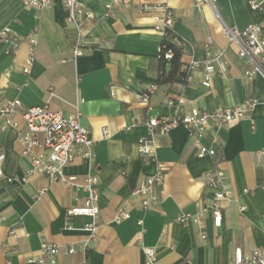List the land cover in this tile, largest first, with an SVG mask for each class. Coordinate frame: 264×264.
Returning a JSON list of instances; mask_svg holds the SVG:
<instances>
[{
  "label": "crops",
  "instance_id": "1",
  "mask_svg": "<svg viewBox=\"0 0 264 264\" xmlns=\"http://www.w3.org/2000/svg\"><path fill=\"white\" fill-rule=\"evenodd\" d=\"M93 13L81 26L85 52L74 57L78 32L67 19L63 0L48 9L25 7L21 0H0V30L11 27L21 37L35 33V62L26 75L22 68L28 56L26 41L12 51L0 41V95L19 98L23 108L49 104L64 113L80 111L81 123L94 140V157L77 156L65 168V180H53L36 172L26 180L30 157L23 154L19 129L1 130L0 116V264H37L40 235L62 246L60 264H144L143 247L158 251L156 264H227L237 248H264V76L246 79L250 68L230 42L223 25L244 29L264 22V12L253 10L250 0H132L115 6L106 16L110 0H79ZM166 5L174 11V30L188 46L183 65L191 59L204 62V44L225 51L216 64L211 86L202 83L201 69L191 72L188 82H161L169 65L159 58L163 37L154 29L158 9L140 6ZM158 86L148 102L142 93ZM183 95L185 102L170 106L168 99ZM248 97L260 103L238 123L211 127L203 143L214 147V156H199L182 126L170 132H151V117L187 114L194 107L215 110L241 105ZM15 120L25 128L19 111ZM254 126V128L252 127ZM107 131V134L106 132ZM151 138L165 170L158 186L159 203L148 211L133 191L152 174L155 165L138 150L140 138ZM35 153L47 154L40 148ZM221 169L224 185L233 197L222 204V224L216 226L210 213H201L200 223H182L184 212L199 213L216 190L207 184L208 173ZM96 176L100 213L95 236L86 230L93 219L68 215L86 195V177ZM70 181L71 184H68ZM42 190L43 193L39 194ZM120 207L131 217L115 223ZM144 220L143 231L137 220ZM13 231V232H12ZM86 245V246H85ZM75 247L69 253V247Z\"/></svg>",
  "mask_w": 264,
  "mask_h": 264
},
{
  "label": "built area",
  "instance_id": "2",
  "mask_svg": "<svg viewBox=\"0 0 264 264\" xmlns=\"http://www.w3.org/2000/svg\"><path fill=\"white\" fill-rule=\"evenodd\" d=\"M25 7L37 9H48L54 4V0H21ZM212 1V0H198ZM132 0H110L106 4L105 15L112 14L115 6H127ZM67 12V19L77 29V40L73 45L74 57L82 55L85 52L81 26L85 19L93 17V13L79 0H63ZM249 6L253 10L264 12V0H250ZM158 9L154 14V29L163 37L160 47L159 58L168 64L174 56V51L167 48L166 39L171 41L181 49L182 54L188 46V43L180 37L174 30L175 14L174 11L166 5L140 6L142 11H152ZM223 30L230 42L239 47V56L246 58L250 63V68L244 72L246 79H252L256 74L264 76V22L252 23L244 29L232 28L223 25ZM0 41L10 44L9 51H12L20 43H28L29 53L23 65L22 71L28 75L31 72L35 62V51L38 44V37L35 33L26 37H21L11 27H4L0 30ZM208 53V58L204 62H198L191 59L184 67L186 75L182 78L183 82L191 80V72L194 69H201L203 75V85L211 86V80L217 74L216 64L224 61L225 51L219 48H213L212 41L204 44ZM156 84L150 85L141 95L144 102H148L151 95L157 90ZM185 102L181 94L177 98L168 99L170 106H180ZM260 103L256 97H248L243 104L235 106H226L215 110L201 109L194 107L187 114H176L170 117H151L146 125L153 133L156 130L170 132L172 129L182 126L189 134V140L197 147L199 156H214L216 149L208 147L203 143V138L211 127L226 126L238 123L247 118L251 111ZM21 112L24 119L25 128L21 129L19 123L15 120V115ZM0 116L3 119L1 130L5 131L10 127L19 129V140L24 147L23 154L30 157V166L26 171V180L34 173H46L53 180H65V168L71 164L77 156L87 159L94 157V140L90 131L81 123V113H64L61 110L52 109L49 104L36 105L28 108L22 107L19 98H8L0 95ZM254 128V126H252ZM107 134V131H105ZM40 148L47 152L35 153L34 149ZM138 150L141 155L149 159L154 165L155 170L145 179L141 180L134 189L133 194L142 198L141 208L148 211L158 205V186L163 182L165 170L158 160L156 149L153 146L151 138H140ZM258 159L264 161V150L258 153ZM225 173L221 169H214L208 173L207 184L216 190L211 200L204 205H199V213H181L177 220L182 223L194 222L200 223L201 213H210L214 218L216 226H221L222 204L224 201H230L233 197L231 189L224 185ZM98 178L89 175L86 177L83 188L86 195L81 205L71 207L67 210L68 215H86L93 219V222L86 226V230L91 232V237L95 236L98 224L96 219L99 216L100 208L98 205V195L96 183ZM71 184L70 181H67ZM264 190V185L262 186ZM42 190L39 194H42ZM131 217L130 212L124 207H120L114 217L115 223H121ZM4 219L0 215V222ZM143 231L144 220H137ZM13 232V231H12ZM86 246V245H85ZM62 251V246L47 240L40 235V247L37 255L29 259L30 262L37 264H60L58 256ZM75 247H69L68 252L74 253ZM145 255L144 264H156L158 251L156 247H143ZM227 264H264V248H253L245 251L237 248L233 259Z\"/></svg>",
  "mask_w": 264,
  "mask_h": 264
},
{
  "label": "trees",
  "instance_id": "3",
  "mask_svg": "<svg viewBox=\"0 0 264 264\" xmlns=\"http://www.w3.org/2000/svg\"><path fill=\"white\" fill-rule=\"evenodd\" d=\"M165 43L167 45V48H171L174 51V56L171 60L168 61L169 70L163 71L160 74V81L181 82L182 78L186 75V71L184 70L185 66L183 65L182 61V51L171 41V39H166Z\"/></svg>",
  "mask_w": 264,
  "mask_h": 264
}]
</instances>
